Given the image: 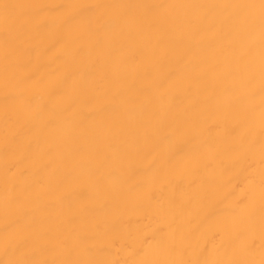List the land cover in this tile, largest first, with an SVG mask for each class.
Segmentation results:
<instances>
[{"label":"bare ground","instance_id":"6f19581e","mask_svg":"<svg viewBox=\"0 0 264 264\" xmlns=\"http://www.w3.org/2000/svg\"><path fill=\"white\" fill-rule=\"evenodd\" d=\"M0 264H264V0H0Z\"/></svg>","mask_w":264,"mask_h":264}]
</instances>
